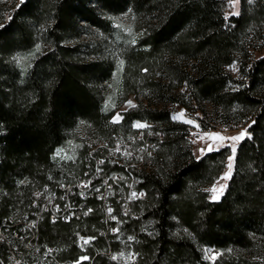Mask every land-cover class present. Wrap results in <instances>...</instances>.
I'll return each mask as SVG.
<instances>
[{
    "label": "trees",
    "instance_id": "trees-1",
    "mask_svg": "<svg viewBox=\"0 0 264 264\" xmlns=\"http://www.w3.org/2000/svg\"><path fill=\"white\" fill-rule=\"evenodd\" d=\"M240 1L227 13V0H0V264L12 253L29 264L86 255L81 264H264V0ZM124 14L134 38L119 32ZM119 61L120 94L108 106ZM129 95L136 105L111 122ZM171 106L204 131L246 125L219 198L207 187L229 145L197 157L193 125ZM138 132L153 143L145 162L113 163L116 137ZM118 172L106 210L97 194L80 196L82 182ZM131 176L144 195L125 210L118 197ZM46 196L77 216L52 220ZM81 237L91 238L85 248ZM205 248L224 254L209 262Z\"/></svg>",
    "mask_w": 264,
    "mask_h": 264
},
{
    "label": "rangeland",
    "instance_id": "rangeland-1",
    "mask_svg": "<svg viewBox=\"0 0 264 264\" xmlns=\"http://www.w3.org/2000/svg\"><path fill=\"white\" fill-rule=\"evenodd\" d=\"M19 2H20V0H19ZM240 3H241L240 0H227V5H228L227 6V13L238 12V10L240 8ZM117 20H118L117 23H118L119 32H121V33L124 32L126 34L127 38H129V37L134 38L136 32L134 31V28H133L132 16L130 14H124L122 16H119L117 18ZM133 31H134V33H133ZM84 36H87V38H91V36H92V38H93L94 34L93 35H90V34L85 35V33H84ZM115 40H116V38L115 39L110 38L109 42H114ZM119 42H120V40H119ZM25 57L26 56L18 57L17 62H19L20 64L24 63L25 60L27 59ZM232 66H230V70L232 71V73L234 75L237 76L238 75V67H237V65H235V70H234ZM122 69H123L122 65L120 64V61H119L118 66H117L116 70L114 71L111 79L109 81H107V83H105L107 85L105 94L107 96L108 106L109 105L113 106L114 100L116 99V97H119V94H120L119 92H120L121 82H122ZM129 101H131V104L128 103ZM136 102H137V100H136L135 95H129V97L127 98L126 101H124L122 104H119L116 106L115 112L111 117V122H113V123L120 122L123 118L122 112L133 107V106H135ZM171 110H172V114L175 118L186 120L193 125V127H194L192 130L193 151L197 157L201 156L202 154L205 153V150H206V147L208 144L212 145V149L220 148L221 146H224L226 144L229 145V147H230L229 152L230 153L227 157L225 168L223 169V171L221 172L219 177L215 181H213V183L211 185H209L207 187V189L209 190V193H210V197L212 199H214L213 198L214 196L216 197L215 199L219 198L220 195L224 192L226 185H227V182L230 178V176H228V178L225 179L226 173L229 172V168H228L229 157H233L232 161H231V163H232L231 173L233 171L234 156L235 155L233 156L232 147L234 146L237 149V145H238L239 141L241 140L240 139L239 141H233V140L227 139V138L240 135L241 132H244L246 130V125H240L238 128H235V129H229V128H226L222 125H218L213 130L204 131V130H201L199 128L198 122H197V120H195L194 117H191V118L181 117L177 113V109L175 108V106H171ZM117 114H119V116H118L117 120L114 122V117H117ZM138 123L144 124L146 126L148 125L147 122L136 121L133 123L132 128H135V129L138 128L135 126ZM138 130H146V127L138 128ZM85 131H86V128H83V129L79 128L78 129V132L80 134H84ZM212 134H219V136H223L226 139L220 140V139L214 137ZM201 150H203V151H201ZM58 153L64 154L65 156L69 155V153L67 151H64V150L58 151ZM231 173H230V175H231ZM213 189H215V191H213ZM118 220L119 219L117 218V221ZM117 224L120 225L119 222ZM86 239H88L90 242V239L88 237H86ZM89 242L85 243V245H83L84 248L86 247V245L89 244ZM223 254H224L223 250H214L212 248H205L204 249V256H205L206 260H208L209 262H215ZM84 257L85 256L81 257L79 264H81L82 261L86 260V259H83ZM68 264H72V263H68Z\"/></svg>",
    "mask_w": 264,
    "mask_h": 264
},
{
    "label": "built area",
    "instance_id": "built-area-1",
    "mask_svg": "<svg viewBox=\"0 0 264 264\" xmlns=\"http://www.w3.org/2000/svg\"><path fill=\"white\" fill-rule=\"evenodd\" d=\"M177 113L181 117H188L191 118L192 116H189L186 112V109L183 106H179L177 108ZM138 130V128H136ZM146 129H149V126H146ZM140 141H145V143H140ZM139 142V144L137 143ZM153 146V143H151L146 137H142V132H138V135H130L128 139H122L120 136H117L113 145H111L109 148L112 150V153L114 154L115 157L111 159L113 163H121L123 164L124 161L126 162H132V165H135V163H138L139 165L145 162V159L149 153L152 152L151 147ZM104 163V160L99 162V166L97 169V177L101 178V173H102V168L100 165ZM120 179H122V176H119V172L114 174V178H105L101 183H94L92 180H88L86 182H82L80 184V193L82 198H86L88 194H97L98 197L102 200L103 205L106 210V204H112L111 201L109 200V196L113 193L115 184L118 182ZM125 185L128 187V193L127 195L121 197L119 196V199L126 200L124 201L125 205V210H127V203L128 201L136 200L137 198H140L144 195V192L139 189H137V178L134 176L129 177L126 180ZM38 199H43V194L38 193L37 194V200L35 201V204L37 205ZM44 203H43V208L46 211H51V219L56 220L57 217L62 216V215H68V216H73L76 215V212L73 210V206L69 201L66 204V211H62V206L59 202L55 200V198L51 196H46L44 198ZM62 213V214H61ZM107 215L109 217L114 216V209L113 211H106ZM41 216V213L38 214V217ZM77 216V215H76ZM37 224V219H32L29 220V222H26V225L33 229ZM26 232V229H25ZM84 239H79V245L84 248L83 245H85L84 240L86 237H83ZM89 238V237H88ZM50 250V248H49ZM87 259L89 258L87 255L85 256ZM81 259V258H80ZM78 261H72V262H67V261H58L53 264H77ZM8 264H29L27 262H23L22 260L19 259L16 253H12L10 256V262Z\"/></svg>",
    "mask_w": 264,
    "mask_h": 264
},
{
    "label": "snow or ice",
    "instance_id": "snow-or-ice-1",
    "mask_svg": "<svg viewBox=\"0 0 264 264\" xmlns=\"http://www.w3.org/2000/svg\"><path fill=\"white\" fill-rule=\"evenodd\" d=\"M22 2H23V0H22ZM249 2L251 3L252 0H249ZM133 43H134V41H133ZM122 64H123V61H121V65H122ZM232 67H233V69L235 70V65H233ZM128 103L131 104V101H129ZM118 116H119V114H117V117H114V122L117 120ZM135 126L138 127V128L146 127V125H144V124H139V123L136 124ZM245 133H246V130H245L244 132H241L240 135H238V136L229 137V138H227V139H231V140H233V141H239L240 139H242V138L244 137ZM212 135H213L214 137L220 139V140H224V139H226V138L223 137V136H219V134H212ZM209 150H212L211 147H209ZM201 151H203V150H201ZM235 151H236V148L233 146V147H232V153H233V156L235 155ZM232 158H233V157H229V164H228L229 172L226 173V175H225V179L228 178V176H230L231 168H232V163H231ZM213 191H215V189H213ZM213 198L215 199L216 197L214 196ZM109 211H111V209H109ZM81 239H84V238L82 237ZM89 239H91V238H89ZM84 242H85V243H88L89 240H88V239H85ZM83 259H87V257H84ZM113 259H115V257H113ZM77 264H79V262H77Z\"/></svg>",
    "mask_w": 264,
    "mask_h": 264
},
{
    "label": "water",
    "instance_id": "water-1",
    "mask_svg": "<svg viewBox=\"0 0 264 264\" xmlns=\"http://www.w3.org/2000/svg\"><path fill=\"white\" fill-rule=\"evenodd\" d=\"M209 147H211V149H212V145L211 144L207 145L206 150H205L206 154H208V153H210L212 151V150H209Z\"/></svg>",
    "mask_w": 264,
    "mask_h": 264
},
{
    "label": "bare ground",
    "instance_id": "bare-ground-1",
    "mask_svg": "<svg viewBox=\"0 0 264 264\" xmlns=\"http://www.w3.org/2000/svg\"><path fill=\"white\" fill-rule=\"evenodd\" d=\"M108 205H109V204H108ZM108 205L106 204L107 207H109Z\"/></svg>",
    "mask_w": 264,
    "mask_h": 264
}]
</instances>
